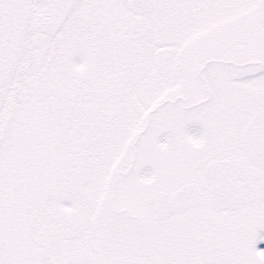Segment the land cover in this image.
<instances>
[{"label":"snow or ice","instance_id":"1","mask_svg":"<svg viewBox=\"0 0 264 264\" xmlns=\"http://www.w3.org/2000/svg\"><path fill=\"white\" fill-rule=\"evenodd\" d=\"M0 264H264V0H0Z\"/></svg>","mask_w":264,"mask_h":264}]
</instances>
